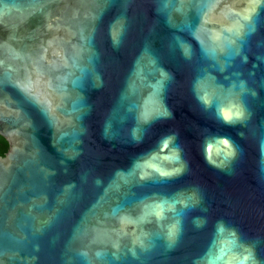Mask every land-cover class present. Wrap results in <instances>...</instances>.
<instances>
[{"label": "water", "instance_id": "obj_1", "mask_svg": "<svg viewBox=\"0 0 264 264\" xmlns=\"http://www.w3.org/2000/svg\"><path fill=\"white\" fill-rule=\"evenodd\" d=\"M254 3L0 0V264H264Z\"/></svg>", "mask_w": 264, "mask_h": 264}, {"label": "snow or ice", "instance_id": "obj_2", "mask_svg": "<svg viewBox=\"0 0 264 264\" xmlns=\"http://www.w3.org/2000/svg\"><path fill=\"white\" fill-rule=\"evenodd\" d=\"M257 6L264 7V0H255V3L253 4V7L251 8V11L252 12H256ZM245 19H248V17H246ZM253 19H254V17H253ZM248 27L251 28L252 25L249 24ZM122 30H123V25H121L120 32H122ZM120 32H114V35H113L114 42H118V37L120 35ZM185 54L186 55L190 54V50L185 48ZM201 99H205V98L201 97ZM243 115H244L243 110L237 108V110L234 113L225 112L224 113V118L231 121L233 117L240 118ZM169 139H171V138H168V139L163 141L164 147L168 146ZM224 143L228 144V141L225 140ZM227 154L231 155L232 153L229 150V152ZM171 158L175 159L176 157L173 155ZM162 174L167 175V173H162ZM188 199L191 200V199H193V197H188ZM156 207L159 208L160 205H157ZM157 215H159V212H157ZM178 231H179V228H178V222H177V224H173L170 227V229H169V233H168L169 239L170 240L174 239ZM217 231L220 232V233H223L225 231L224 226L223 225H219ZM231 236H232V243H235V233L234 232L231 233ZM251 258H252V253H251L250 250H248V255L243 257V260L240 262V264H243V261H247V260H249Z\"/></svg>", "mask_w": 264, "mask_h": 264}, {"label": "trees", "instance_id": "obj_3", "mask_svg": "<svg viewBox=\"0 0 264 264\" xmlns=\"http://www.w3.org/2000/svg\"><path fill=\"white\" fill-rule=\"evenodd\" d=\"M8 143L7 141L0 135V156H4L8 151Z\"/></svg>", "mask_w": 264, "mask_h": 264}]
</instances>
